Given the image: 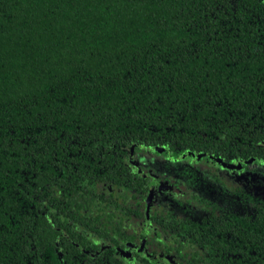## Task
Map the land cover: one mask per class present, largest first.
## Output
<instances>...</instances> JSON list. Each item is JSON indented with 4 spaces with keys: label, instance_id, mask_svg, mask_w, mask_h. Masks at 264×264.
<instances>
[{
    "label": "trees",
    "instance_id": "obj_1",
    "mask_svg": "<svg viewBox=\"0 0 264 264\" xmlns=\"http://www.w3.org/2000/svg\"><path fill=\"white\" fill-rule=\"evenodd\" d=\"M143 152L264 165V0H0V264H264L238 186L139 227Z\"/></svg>",
    "mask_w": 264,
    "mask_h": 264
},
{
    "label": "rangeland",
    "instance_id": "obj_2",
    "mask_svg": "<svg viewBox=\"0 0 264 264\" xmlns=\"http://www.w3.org/2000/svg\"><path fill=\"white\" fill-rule=\"evenodd\" d=\"M151 153H140L137 161L149 175L157 179V184L152 187L151 198L158 205L170 207L180 215L194 216L198 213L200 208L194 202L185 201L195 195L211 198L236 214L250 213L251 204L234 194L230 189L232 186H238L248 194L264 199V165L247 163L245 168L239 169L224 165L217 174L227 179L224 186L213 180L212 177L217 175L208 164L202 165L187 158L171 162ZM122 254L128 257V252L123 251ZM164 259L171 264L177 263L171 256ZM132 260L136 262L134 258Z\"/></svg>",
    "mask_w": 264,
    "mask_h": 264
},
{
    "label": "flooded vegetation",
    "instance_id": "obj_3",
    "mask_svg": "<svg viewBox=\"0 0 264 264\" xmlns=\"http://www.w3.org/2000/svg\"><path fill=\"white\" fill-rule=\"evenodd\" d=\"M167 160L168 161H171V162H177V161H181V160H183V157L181 156L180 157V159H178V160H172V159H169V158H167ZM195 162H197V161H195ZM197 163H199V164H202V163H200V162H197ZM251 163V162H250ZM231 164H233V163H230V162H223V164H218V166H215V165H213V163H212V165H210L211 166V169L213 170V172H214V174H218V170H219V168H221V167H224V165H229V166H233V165H231ZM202 165H205V164H202ZM247 165V164H246ZM234 167V169H239V168H245V167H237L236 165L235 166H233ZM147 172V171H146ZM147 174H148V172H147ZM149 175V174H148ZM150 176H152V175H150ZM221 176H213L212 178H213V180L216 182V183H219V184H223L224 186L227 184V179L226 178H220ZM155 184H157V179L154 177V176H152V185H151V192H150V195H148L145 199H144V203H145V205H144V209L143 210H141L142 211V213H143V219L144 220H142L141 222H139V227H141V228H143L144 230H148V229H150V223H149V213H148V210H149V208H150V205H153V206H155L156 207V205H158V203H156V202H154L153 200H152V198H151V196H152V187L155 185ZM195 197H202V198H205V199H207V200H212V201H214L213 199H211V198H206V197H204V196H192L191 198H186L185 199V201L186 202H194L199 208H200V210L198 211V213H200L201 211H202V208L204 209V206L202 205V204H197V202L195 201ZM215 202V201H214ZM216 204H218L217 202H215ZM219 205V204H218ZM221 206V205H220ZM167 208H169V209H171L175 214H178V213H176L172 208H170V207H167ZM224 208V207H223ZM197 213V214H198ZM179 216H180V214H178ZM186 216H188V215H186ZM194 216H196V214L194 215ZM194 216H190V217H194ZM123 251H126V252H128V257H126V256H124L123 254H122V252ZM85 252V251H84ZM144 252V249L143 250H136V252H133V249L132 248H130V247H125V248H123V250H120V254H121V256L123 257V258H125V260H127L130 264H140V259H141V257H142V253ZM133 256V258H134V261H136V262H133V258L131 259V257ZM165 257H169V256H160L159 258L161 259L160 260V263L161 264H168L169 262H166L165 261ZM174 259V258H173ZM157 260V259H156ZM155 260V261H156ZM169 264H171V263H169ZM174 264V263H173ZM175 264H179L178 263V261H177V263H175Z\"/></svg>",
    "mask_w": 264,
    "mask_h": 264
},
{
    "label": "water",
    "instance_id": "obj_4",
    "mask_svg": "<svg viewBox=\"0 0 264 264\" xmlns=\"http://www.w3.org/2000/svg\"><path fill=\"white\" fill-rule=\"evenodd\" d=\"M221 164H223V162H221Z\"/></svg>",
    "mask_w": 264,
    "mask_h": 264
}]
</instances>
